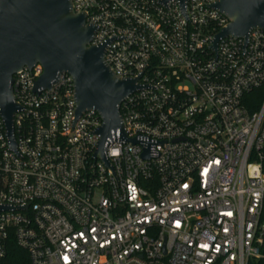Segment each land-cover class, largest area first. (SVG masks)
<instances>
[{
	"label": "built area",
	"instance_id": "built-area-1",
	"mask_svg": "<svg viewBox=\"0 0 264 264\" xmlns=\"http://www.w3.org/2000/svg\"><path fill=\"white\" fill-rule=\"evenodd\" d=\"M215 1L71 0L95 26L88 44L140 85L118 106L137 142L111 131L104 163L72 77L33 90L41 65L17 69L13 145L0 116V260L11 235L29 264H264V30L213 50L228 23Z\"/></svg>",
	"mask_w": 264,
	"mask_h": 264
},
{
	"label": "water",
	"instance_id": "water-1",
	"mask_svg": "<svg viewBox=\"0 0 264 264\" xmlns=\"http://www.w3.org/2000/svg\"><path fill=\"white\" fill-rule=\"evenodd\" d=\"M176 1L184 13L185 0ZM210 6L228 18L210 42L213 50L222 37L245 39L250 28L264 30V0H216ZM94 30V25L85 23L82 12H72L71 0H0V116L11 145L12 114L17 109L12 101L11 77L22 66L35 63L41 65L42 72L33 90L48 88L59 72H66L73 80L75 116L87 109L99 114L94 155L104 163V142L111 131L118 129L122 141L137 142L126 137L118 106L140 85L136 78L117 77L108 68L103 61L105 44H88ZM141 155L146 157L147 150ZM8 209L0 205V210Z\"/></svg>",
	"mask_w": 264,
	"mask_h": 264
},
{
	"label": "trees",
	"instance_id": "trees-1",
	"mask_svg": "<svg viewBox=\"0 0 264 264\" xmlns=\"http://www.w3.org/2000/svg\"><path fill=\"white\" fill-rule=\"evenodd\" d=\"M255 94L257 95L256 91L249 93L250 96ZM0 264H29L27 253L17 246L11 235L5 241V254L0 260Z\"/></svg>",
	"mask_w": 264,
	"mask_h": 264
}]
</instances>
